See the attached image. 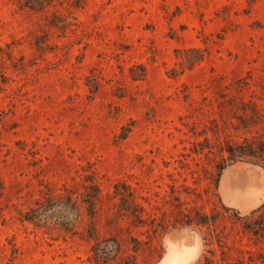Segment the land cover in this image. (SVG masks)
<instances>
[{
	"label": "rangeland",
	"instance_id": "374dc122",
	"mask_svg": "<svg viewBox=\"0 0 264 264\" xmlns=\"http://www.w3.org/2000/svg\"><path fill=\"white\" fill-rule=\"evenodd\" d=\"M248 151L264 0H0V264H161L187 228L191 264H264V196L223 185Z\"/></svg>",
	"mask_w": 264,
	"mask_h": 264
},
{
	"label": "bare ground",
	"instance_id": "6f19581e",
	"mask_svg": "<svg viewBox=\"0 0 264 264\" xmlns=\"http://www.w3.org/2000/svg\"><path fill=\"white\" fill-rule=\"evenodd\" d=\"M227 181L236 204L246 206L252 202L256 203L264 195V174L252 164L234 165L227 174ZM187 229L168 236L169 249L161 264H191L194 261L202 240L195 231Z\"/></svg>",
	"mask_w": 264,
	"mask_h": 264
},
{
	"label": "trees",
	"instance_id": "16d2710c",
	"mask_svg": "<svg viewBox=\"0 0 264 264\" xmlns=\"http://www.w3.org/2000/svg\"><path fill=\"white\" fill-rule=\"evenodd\" d=\"M46 1H48V0H25V3H26V5L32 7L34 5V3H36V2H46ZM231 155H232L231 160H233L232 162H234L235 160L238 159V160H248V161H252V162H256V163L262 164L258 160H254L253 159L256 156V154H254V152H252V151L241 152L240 154L232 153ZM262 165H264V164H262ZM259 211H262V216H264V204L260 208L255 210L253 212V214H255V213L259 212ZM31 214L29 215V213H28V219L29 220L33 219V218H31ZM196 221H197V224L206 225V224L209 223V216H204L203 218H198Z\"/></svg>",
	"mask_w": 264,
	"mask_h": 264
},
{
	"label": "water",
	"instance_id": "95a60500",
	"mask_svg": "<svg viewBox=\"0 0 264 264\" xmlns=\"http://www.w3.org/2000/svg\"><path fill=\"white\" fill-rule=\"evenodd\" d=\"M239 161H242V160H235L234 162H232V164L231 165H229L228 166V168L226 169V172H225V175H224V179H223V185H224V187H225V189H226V191H227V193H228V195H229V197L231 198V200L233 201V198H232V196H231V194H230V191H229V189H228V181H227V174H228V172L234 167V165H236V164H242V165H248V164H252V165H254L255 167H257L263 174H264V171L262 170V168H260L258 165H256V164H254V163H250V162H239ZM226 168V167H225ZM264 196V195H263ZM263 196H261V198L263 197ZM260 198V199H261ZM260 201V200H259ZM258 201V202H259ZM234 204V203H233ZM255 204H257V202L256 203H254V204H252V203H250L248 206H246V207H243V208H245V209H247V208H249V207H251V206H253V205H255ZM242 207V206H241ZM182 232H184V231H180V232H176V233H182ZM176 233H173L172 235H174V234H176Z\"/></svg>",
	"mask_w": 264,
	"mask_h": 264
}]
</instances>
